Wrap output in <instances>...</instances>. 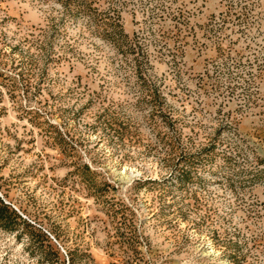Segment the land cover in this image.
Returning a JSON list of instances; mask_svg holds the SVG:
<instances>
[{"label":"rangeland","instance_id":"obj_1","mask_svg":"<svg viewBox=\"0 0 264 264\" xmlns=\"http://www.w3.org/2000/svg\"><path fill=\"white\" fill-rule=\"evenodd\" d=\"M0 264H264V0H0Z\"/></svg>","mask_w":264,"mask_h":264},{"label":"trees","instance_id":"obj_2","mask_svg":"<svg viewBox=\"0 0 264 264\" xmlns=\"http://www.w3.org/2000/svg\"><path fill=\"white\" fill-rule=\"evenodd\" d=\"M2 213H8V209L6 205H0V214ZM1 226H7L6 223H0Z\"/></svg>","mask_w":264,"mask_h":264}]
</instances>
